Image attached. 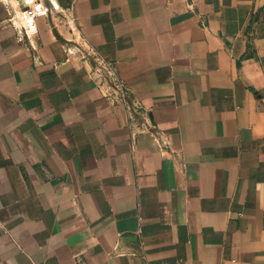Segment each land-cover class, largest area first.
<instances>
[{"label":"crops","instance_id":"obj_1","mask_svg":"<svg viewBox=\"0 0 264 264\" xmlns=\"http://www.w3.org/2000/svg\"><path fill=\"white\" fill-rule=\"evenodd\" d=\"M18 1L0 264H264V0Z\"/></svg>","mask_w":264,"mask_h":264},{"label":"built area","instance_id":"obj_2","mask_svg":"<svg viewBox=\"0 0 264 264\" xmlns=\"http://www.w3.org/2000/svg\"><path fill=\"white\" fill-rule=\"evenodd\" d=\"M36 1H38V3H33L32 0L18 1L22 24L30 34H35L38 30V17L47 15L49 11L45 4V0H35V2Z\"/></svg>","mask_w":264,"mask_h":264},{"label":"water","instance_id":"obj_3","mask_svg":"<svg viewBox=\"0 0 264 264\" xmlns=\"http://www.w3.org/2000/svg\"><path fill=\"white\" fill-rule=\"evenodd\" d=\"M22 0H19V2H21ZM24 7H26V6H24ZM23 8V7H22ZM128 237H133V235L132 236H128ZM135 238V237H134Z\"/></svg>","mask_w":264,"mask_h":264},{"label":"bare ground","instance_id":"obj_4","mask_svg":"<svg viewBox=\"0 0 264 264\" xmlns=\"http://www.w3.org/2000/svg\"><path fill=\"white\" fill-rule=\"evenodd\" d=\"M32 1H33V3H38V1L35 2V0H32Z\"/></svg>","mask_w":264,"mask_h":264}]
</instances>
